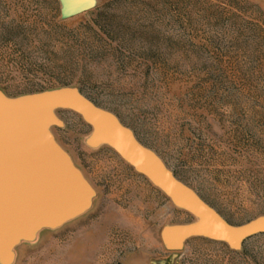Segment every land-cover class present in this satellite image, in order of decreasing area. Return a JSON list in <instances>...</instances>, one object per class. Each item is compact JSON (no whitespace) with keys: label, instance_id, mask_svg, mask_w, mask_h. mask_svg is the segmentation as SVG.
<instances>
[{"label":"rangeland","instance_id":"1","mask_svg":"<svg viewBox=\"0 0 264 264\" xmlns=\"http://www.w3.org/2000/svg\"><path fill=\"white\" fill-rule=\"evenodd\" d=\"M58 10L57 0H0L4 93L75 86L226 221L264 214L262 0H95L64 19ZM57 115L52 132L95 196L19 244L12 264H264V233L238 251L201 237L165 250L160 227L190 215L109 148L87 147L77 115Z\"/></svg>","mask_w":264,"mask_h":264},{"label":"water","instance_id":"2","mask_svg":"<svg viewBox=\"0 0 264 264\" xmlns=\"http://www.w3.org/2000/svg\"><path fill=\"white\" fill-rule=\"evenodd\" d=\"M57 2L62 19L95 5V0ZM59 110L74 113L88 127L83 138L87 147L109 148L172 207L190 215L189 221L160 227L159 240L165 250H181L188 239L201 237L238 251L247 238L264 233V214L236 224L226 221L114 113L94 104L75 86L15 95L0 89V264H12L19 244L34 241L41 230L58 228L92 205L94 187L52 132L62 125Z\"/></svg>","mask_w":264,"mask_h":264},{"label":"trees","instance_id":"3","mask_svg":"<svg viewBox=\"0 0 264 264\" xmlns=\"http://www.w3.org/2000/svg\"><path fill=\"white\" fill-rule=\"evenodd\" d=\"M243 245V244H242Z\"/></svg>","mask_w":264,"mask_h":264}]
</instances>
